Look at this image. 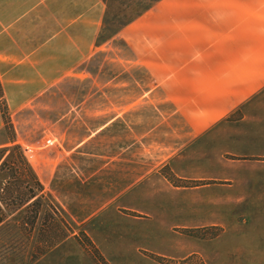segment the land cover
Returning <instances> with one entry per match:
<instances>
[{
	"label": "rangeland",
	"instance_id": "rangeland-1",
	"mask_svg": "<svg viewBox=\"0 0 264 264\" xmlns=\"http://www.w3.org/2000/svg\"><path fill=\"white\" fill-rule=\"evenodd\" d=\"M103 1L90 67L16 112L2 106L0 169L25 154L44 187L42 215L63 220L66 240L40 255L24 228L18 240L21 211L0 201V264H264V0ZM215 17L219 26L210 25ZM235 19L261 54L258 74L235 83L228 113L188 137L169 86L185 66L201 67V59L187 64V48L196 54L208 33L230 36ZM164 37L178 57L160 51ZM10 165L0 171L8 200L24 190Z\"/></svg>",
	"mask_w": 264,
	"mask_h": 264
},
{
	"label": "crops",
	"instance_id": "crops-1",
	"mask_svg": "<svg viewBox=\"0 0 264 264\" xmlns=\"http://www.w3.org/2000/svg\"><path fill=\"white\" fill-rule=\"evenodd\" d=\"M261 3V0H254L248 5L261 6ZM205 6L216 9L213 4H203ZM224 6L220 2L217 4L223 10ZM106 7L103 0H0V130L5 123L2 106L16 112L45 92L58 88L78 68L90 67L99 51L98 38ZM224 15L221 14V18ZM196 16L202 17L199 21L202 26L209 24V10H203ZM218 18L215 17L216 21L210 25L219 26ZM172 25L176 24L169 20L171 36H177L178 29L172 32ZM232 25L235 30L230 36L224 33L212 40L209 33L202 36L206 37L205 42L196 54L192 46L187 48L190 40L185 42L187 51L182 57L189 59L187 64L201 59V67L182 68L185 77L170 84L171 93L167 98L179 110L185 108L179 115L184 124H189L188 137L203 133L228 113L234 106L231 92L235 91V83L243 84L258 74L253 65L261 54L253 50L252 36H247L236 19ZM163 43L165 47L160 51L167 53L165 57H178L174 41L164 37ZM232 43L240 47H232ZM157 54L163 56L159 52ZM253 83L256 84L257 80ZM172 94L176 95L172 97ZM226 103L230 106L225 108ZM62 246L67 247L68 244ZM128 250H121L122 257ZM106 258L112 263L110 256Z\"/></svg>",
	"mask_w": 264,
	"mask_h": 264
},
{
	"label": "trees",
	"instance_id": "trees-1",
	"mask_svg": "<svg viewBox=\"0 0 264 264\" xmlns=\"http://www.w3.org/2000/svg\"><path fill=\"white\" fill-rule=\"evenodd\" d=\"M108 18L110 19L112 17L108 16ZM20 153L21 155L19 157V162H17L14 157L11 163L4 162L1 165L0 171L6 169L8 164H11V170L13 171L9 172V175L16 179L15 181L16 184H18V189L23 186L24 190L18 192L17 194L10 192V196H13V199L8 200V198L1 197L0 201L8 209L12 206L13 213L18 212L19 210L21 211L20 218L18 217L17 223L18 240L20 241L22 238L20 229L24 228L26 230L25 239L29 242L28 245L31 247L33 246L34 250L39 248V253L41 255L44 254L45 249L51 248L66 240V235L63 233L61 234L60 232L63 231V220L60 217L56 218L54 215L51 217L50 213L48 212L42 215V209L44 207V196L41 194L44 190L43 184L32 164L28 161V158L23 152ZM23 206H26V211L21 209ZM55 211L56 210H54V213L57 215L58 212ZM1 212L2 208H0V224L5 221V218L1 215ZM38 224H40L41 229L37 233ZM34 255H36V253ZM34 255L32 256L33 261L40 256L39 255L37 257V255Z\"/></svg>",
	"mask_w": 264,
	"mask_h": 264
}]
</instances>
